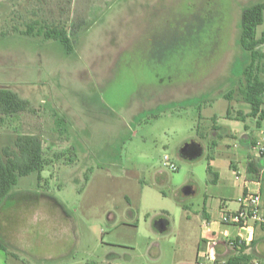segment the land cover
<instances>
[{
    "label": "rangeland",
    "instance_id": "374dc122",
    "mask_svg": "<svg viewBox=\"0 0 264 264\" xmlns=\"http://www.w3.org/2000/svg\"><path fill=\"white\" fill-rule=\"evenodd\" d=\"M263 1L0 0V88L34 108L4 118L0 151L17 130L39 135L46 156L75 159L20 176L1 201L0 242L9 252L0 249V264L194 263L209 156L228 162L199 133L215 117L232 129V142L250 134L252 116L225 117L249 104L224 94L240 86L250 60L237 40L241 10ZM76 17L85 25L70 54L22 32L35 19L68 29ZM260 67L264 80V59ZM180 85L192 90L190 103L155 107ZM186 142H198L200 155L183 157ZM140 179L147 186L132 201ZM159 216L169 222L164 230Z\"/></svg>",
    "mask_w": 264,
    "mask_h": 264
},
{
    "label": "crops",
    "instance_id": "0c3cea01",
    "mask_svg": "<svg viewBox=\"0 0 264 264\" xmlns=\"http://www.w3.org/2000/svg\"><path fill=\"white\" fill-rule=\"evenodd\" d=\"M192 93L188 85L170 86L161 93L154 105L157 107L182 103L191 99L194 96ZM263 105L262 108L264 109ZM249 113L250 110L245 114L241 111L232 114V110L229 113L226 110L225 117L244 121L245 117L249 116ZM252 117V127L247 124L244 125L245 129L250 131V134L245 136L243 140L239 139V141L232 142L231 139L236 138L232 129L220 128L215 117L211 118L212 122L207 127L208 132L199 133L201 137L211 140V148L225 149L228 152V162L226 165H218L216 157L214 158L217 155L215 151L209 156L210 160L214 161L211 167L216 175L213 176L209 173L210 179L202 200V220L199 233V238L203 242L199 248L202 250L200 251L198 248L195 252L194 263L190 261L187 264H198L202 261H208L209 257L213 259L214 263H224L228 259L237 256L240 259L235 264L264 263V231L262 227L252 223L239 226L224 223L221 219L222 210L236 211L239 209V199L247 191L260 194L264 212V156L259 155L253 147L259 129L264 127V120H259L258 116ZM224 136L227 139H221ZM156 179H160V173H157ZM146 186L145 181L138 180L139 191L136 194H132L130 199L139 201ZM189 189L192 193L194 188L189 187ZM159 217L165 219L168 226L169 222L166 217ZM231 241L234 243L238 241L242 244L234 247L230 244Z\"/></svg>",
    "mask_w": 264,
    "mask_h": 264
},
{
    "label": "trees",
    "instance_id": "16d2710c",
    "mask_svg": "<svg viewBox=\"0 0 264 264\" xmlns=\"http://www.w3.org/2000/svg\"><path fill=\"white\" fill-rule=\"evenodd\" d=\"M85 25L83 17H76L67 29L64 26L49 24L40 20H32L26 24L22 32L29 36H39L44 40L52 39L59 42L70 54L74 51L72 36L77 35ZM263 25L260 33L257 34V27ZM238 44L240 48L250 56L249 62L242 70V82L236 90L227 92L224 97L232 100L233 96L250 106L249 116H258L259 120H264V80L261 78L262 67L260 61L264 59V51H259L258 47L264 44V1L244 7L240 13ZM190 103V99L182 103ZM162 108L175 106V104L162 105ZM161 107V106H157ZM29 100L20 97L15 91L7 88H0V127L6 117L18 116L22 112H33ZM230 107L227 109L229 113ZM159 112L152 114L153 118L159 117ZM12 144L6 145L0 151V204L9 194L11 188L17 183L20 176H25L31 172L40 173L45 166L55 161L63 160L64 163L72 164L73 157H65L64 152H55L52 157L44 154L42 139L34 133H23L14 130ZM208 173L215 176L211 164L207 165ZM40 178V176H38ZM85 174V180H87ZM242 243L236 241L235 247ZM0 249L7 251L6 246L0 242ZM240 258H230L224 263L215 264H235Z\"/></svg>",
    "mask_w": 264,
    "mask_h": 264
},
{
    "label": "built area",
    "instance_id": "2783aa9c",
    "mask_svg": "<svg viewBox=\"0 0 264 264\" xmlns=\"http://www.w3.org/2000/svg\"><path fill=\"white\" fill-rule=\"evenodd\" d=\"M254 149L259 155L264 156V127L259 129L257 138L254 143ZM163 165L171 170H176L177 166L168 157L164 155L162 159ZM240 207L236 211L222 210L221 219L224 223L245 226L248 223L262 227L264 231V212L262 209L261 196L258 192L247 191L239 199ZM235 247L234 242H230ZM208 261H202L198 264H215L213 259L209 257ZM264 264V263H263Z\"/></svg>",
    "mask_w": 264,
    "mask_h": 264
},
{
    "label": "water",
    "instance_id": "95a60500",
    "mask_svg": "<svg viewBox=\"0 0 264 264\" xmlns=\"http://www.w3.org/2000/svg\"><path fill=\"white\" fill-rule=\"evenodd\" d=\"M180 152L185 158H193L200 155L201 146L197 142H186L182 145ZM185 193H191V190L186 188ZM156 226L160 230H164L167 227V222L165 219H158Z\"/></svg>",
    "mask_w": 264,
    "mask_h": 264
}]
</instances>
